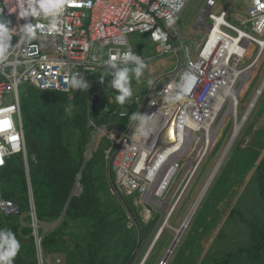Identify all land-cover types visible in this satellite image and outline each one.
<instances>
[{
  "label": "built area",
  "instance_id": "1",
  "mask_svg": "<svg viewBox=\"0 0 264 264\" xmlns=\"http://www.w3.org/2000/svg\"><path fill=\"white\" fill-rule=\"evenodd\" d=\"M190 1L65 0L62 13L56 17L57 31L51 32L48 25L52 18L44 16L38 0H0V17L11 21L10 39L5 41L8 45L6 59L0 60V119L10 118L12 123L10 130L0 133L3 159L0 170L12 156L27 158L20 96L22 86L28 84L42 92L71 94L82 89L73 88L72 79L87 85L89 73L115 69L108 63L113 57L112 62L119 68L138 66L134 61L122 60L126 52L136 55L144 64L146 59L135 52L131 43L132 36L143 35L156 46L159 54H176L179 66L151 82L145 93L136 97L133 113L130 109L117 110L120 118L129 117L125 129L117 123L110 128H96L110 141L105 150V161L113 178L114 192L145 197L150 188L160 183L165 185V191L160 197L153 195V198H162L178 173L182 170L184 174L188 170V163L179 155V150L167 154L174 146L164 143L165 135L173 128L177 136H184L189 124H195L198 126L197 130L193 129L195 138L205 136V126L211 122L214 126V103L219 93L241 92L249 79L246 72L254 70L264 55V0H243L246 3L244 17L229 16L228 8L215 13L217 0H207L197 22L205 35L200 42H190V48H187L177 19ZM30 3H34L40 16L30 14ZM231 17L240 26L233 23ZM37 24L45 27L36 28ZM30 25L34 27V36L27 33ZM154 34L162 38L154 39ZM174 38L179 39V45ZM252 45L257 48L255 55L248 64L240 67L252 56ZM181 50L184 58L180 56ZM193 52L197 53L196 58H193ZM263 92L264 77L248 108L255 97L256 105ZM228 97L220 105L219 117L227 107ZM241 99L239 94L237 106ZM133 116L137 118L133 119ZM12 136L17 139L13 141ZM210 149L203 154L196 171ZM162 154H167L164 160ZM190 170L182 174L177 183L184 187L175 208L194 177L188 179ZM30 196L32 201V191ZM0 212L18 214L19 207L10 201H0ZM30 215L38 229L36 210L31 209ZM37 251L39 264H42V248L37 247Z\"/></svg>",
  "mask_w": 264,
  "mask_h": 264
},
{
  "label": "rangeland",
  "instance_id": "2",
  "mask_svg": "<svg viewBox=\"0 0 264 264\" xmlns=\"http://www.w3.org/2000/svg\"><path fill=\"white\" fill-rule=\"evenodd\" d=\"M229 1L230 0H217V6L213 12L217 13L219 9L223 8ZM206 3L207 0H191L184 13L177 19V26L187 48H190V42H200L205 35V33L201 31H194L193 28L204 12ZM243 7V0H236L233 8L231 6L230 10L234 16L243 17L244 15L240 11L241 8V10L244 11ZM231 20L233 23L240 26L233 17H231ZM208 22L210 23V21ZM0 24H4L7 28H10L11 21L6 20L4 17H0ZM174 40L177 45H179V39L174 38ZM174 40L172 39L173 43H175ZM131 43L135 52L141 54L143 58L146 59V63H144L145 68L142 70L143 72L139 79L136 78L134 72H130L131 97L134 98L139 95L142 96L143 89L146 88L147 85H151V82L176 69L179 66V59L174 53L168 55L159 54L156 51V46L145 37L134 35L131 37ZM256 51V46L252 45L250 47L252 56L246 59L240 67L248 64ZM99 52L101 54L103 53L102 50ZM180 56L184 58L185 54L183 50L180 51ZM192 56L196 58L197 53L193 52ZM136 67L138 66H128L127 68L134 69ZM106 72L107 73L104 75H102L100 71L89 73L88 79L90 81L87 83L88 87L78 92L76 101H65L62 103L60 112L63 114L64 121L67 120V122H70L75 116H78L79 119L85 117L89 126H94L95 123L90 119V110L93 109L92 94L96 92L100 94V97L105 103H109V108L107 109L103 107L102 103L97 105L95 110L98 118L104 114L106 110L108 112L107 117L109 118L113 111L122 107L115 99L116 95H119L118 90L111 87L116 71L106 70ZM263 77L264 55L259 65L256 67L254 75L247 86L245 95L239 102V119L245 114ZM43 93L44 92L28 84L22 86L20 89L22 100L27 97H31V100H33L39 95H45L43 98L45 100L48 94ZM69 96H72V94H69ZM39 107L44 109L42 103L39 104ZM262 115L264 119V92L247 118V122H239L242 125L239 131H241L243 126L245 127L243 133L240 135L239 132L236 136L221 168L218 170L208 190L204 194L197 212L190 224L181 234L171 254H169V250L177 236L176 231H180L183 227L194 204L199 197H201L218 162L223 157L229 142L234 139L233 131L236 129V123L234 124L232 114H230L229 120L224 127H220L217 131L211 127L209 137L205 136L204 138L197 139L195 145L191 146L189 150L184 151L187 152V155L182 156L183 160L187 161L188 170L192 168L190 172H193L203 156L202 152L205 151V141L210 143L209 146H211L213 142L215 143L212 145L209 154L202 160L189 187H187V191H185L186 194L184 193L175 211H172L173 213H168L164 207L166 204L174 207L176 200H178V197L183 191L184 186H177L178 181L182 178V170L178 173L162 198L158 200L159 203H155L152 199L153 196L151 195L150 198L149 194H146L145 197L142 194H135L131 197L132 199H128L113 192L110 183V170L106 162L104 163V159H102V157L99 158L94 164L93 181L96 188V198L100 203V210L106 224L105 230L102 233L103 236L100 240L101 247H99L100 257L104 256L103 258L107 260L104 264H123L124 257L132 247L134 248L129 261L135 253L136 256L131 264H263L253 258L250 252H239L241 246L243 247L248 240L244 228L246 227V231H249L247 227L248 224L242 221L244 220L246 222V220L258 219L259 215L262 213V208L258 206L260 198H258L259 194L256 185L250 183L237 202L239 195L243 191V186L249 182L254 175L255 168L253 169L250 164L256 162L259 156H264V140L262 138L258 139L257 137L253 138L252 136L254 131L253 125L261 119ZM23 118L26 124L27 117L25 110L23 112ZM115 124L116 120H113L103 128H110L115 126ZM93 126H90V128ZM70 127L68 129L72 132L68 134L66 142L69 146L75 148L77 133ZM126 127L127 123L121 125L122 129ZM93 128L87 150V160L90 158L94 159L95 153L100 145L101 148L105 149L110 146L106 138H103L106 137L104 133H98V129ZM42 138L44 139V137L40 136L39 140H37L35 157H37L39 153H43L41 148ZM201 147H203V149H200ZM192 149L196 150H193V152ZM239 151L241 152L240 154ZM258 152L260 153L258 154ZM182 153L183 152L179 153V155ZM28 154L27 150V158ZM28 159L27 161H29ZM239 169H243L244 174L241 175L239 172L236 173ZM27 170L30 172L29 162ZM188 170H186L184 174H186ZM185 178L186 176L184 179ZM4 183L6 182L0 183V187L1 185H5ZM81 191L82 188L80 185L79 194ZM143 200L146 201V204H144ZM235 204L238 206V212L228 218ZM132 209L136 215V219L131 211ZM25 223L32 226V220L31 222L25 220ZM79 224V222H71L68 231L70 233L80 232L81 228ZM166 224L168 225L165 226ZM245 224H247V226ZM37 225L38 229L40 228L43 230V234L55 228V223L46 224L38 221ZM219 233L220 236H218ZM141 235L143 241L139 248ZM71 239L74 240L75 238L73 237ZM18 241L21 247L19 253L14 258L13 264H18L17 262L20 259L26 258L29 260L31 257L23 251L25 249L23 246L27 240L20 239ZM229 252L234 254L235 257L237 256L235 261L228 260V254H231ZM27 260L23 261L28 263ZM66 262L65 254H43L42 264H65Z\"/></svg>",
  "mask_w": 264,
  "mask_h": 264
},
{
  "label": "trees",
  "instance_id": "3",
  "mask_svg": "<svg viewBox=\"0 0 264 264\" xmlns=\"http://www.w3.org/2000/svg\"><path fill=\"white\" fill-rule=\"evenodd\" d=\"M100 72L102 75L107 73L106 71ZM88 81L90 80L88 79ZM81 90L83 88L75 90L71 93L72 96L63 93L44 92L43 94H48L45 100L43 99L45 95H39L33 100L31 97L21 99L22 118L24 110L27 117L26 124L24 118L23 123L29 153L30 172L27 170L22 155L10 157L7 165L0 170V183L6 182L0 187V201H10L19 207L18 214L7 215L0 212V229H10L18 240H27L23 246L25 247L23 251L31 256L29 260L26 258L18 260V264H39L37 259L38 244L34 228L25 223V220L29 222L32 220L31 215H29L31 213L30 191H32L34 198L37 220L46 224L55 223V228L47 233L43 234V230L40 228L37 230L39 238H41L40 246L43 248L42 253L44 255L65 254L67 261L65 264H104L107 261L103 258L104 256L100 257L99 254L100 240L106 224L100 210V203L96 198V188L93 181L94 164L101 157L104 159V163L106 162L105 150L107 148H101L100 145L94 159L90 158L89 160H87V150L93 127V129H97L95 127L103 128L109 122L116 120L121 128L123 123L128 124L129 117L120 118L116 110L108 118L106 110L100 116L101 118H98L96 110L91 109L90 119L95 123L94 126L90 125L93 126L91 128L85 117L79 119L78 116H75L70 122L64 121L63 114L60 112L62 103L65 101L75 102L77 94ZM96 93L100 98L99 103H102L103 107L107 104L109 108V103H105L100 94ZM40 103L44 105V109L39 107ZM121 106L120 110L130 109L133 113L136 103L132 101L130 96ZM69 127L77 133L75 148L66 142L68 134L72 132L68 129ZM40 136L44 137L41 143L43 153H39L35 157V146ZM106 140L110 144L107 138ZM112 179L111 177V182ZM78 183L81 185L82 191L79 195H74ZM250 183H254L257 187L258 198H260L258 206L262 208V213L258 219L246 220L249 230L246 231L248 240L246 246H241L239 252H250L253 258L264 264V158L258 165ZM119 196L132 199L131 197L134 195L121 194ZM66 207V214L58 223ZM131 211L133 212V209ZM237 212L238 206H235L228 218ZM133 215L136 219L134 212ZM71 222L80 223V232L70 233L68 231ZM73 237L74 240L71 239ZM133 248L124 257L123 264L129 263ZM236 258L237 256L235 257L232 253L228 254V260L235 261ZM23 260H27L28 263Z\"/></svg>",
  "mask_w": 264,
  "mask_h": 264
},
{
  "label": "clouds",
  "instance_id": "4",
  "mask_svg": "<svg viewBox=\"0 0 264 264\" xmlns=\"http://www.w3.org/2000/svg\"><path fill=\"white\" fill-rule=\"evenodd\" d=\"M65 0H38V7L43 12L45 17H51L50 23L48 25L49 31H57V20L56 17L62 13L64 8ZM29 7L31 8L32 16H40V11H37L34 3H30ZM29 13H22V15H28ZM36 28L45 27L42 24H37ZM27 33L29 36L35 35V30L33 26L27 27ZM162 37L154 34V39H161ZM166 39V37H164ZM10 39V34L8 28L4 24H0V60L6 59V52L8 45L5 43ZM115 58L113 57L112 60ZM112 60H109L108 63L111 67L116 69L114 74L115 78L111 87L118 90L120 93L116 95V101L123 105L128 97L132 95V89L130 86V72H134L137 79L142 75V70L145 68V65L141 62L140 58L136 55L126 52L122 56V60L125 62L134 61L138 67L134 69H129L127 67L119 68L116 63H113ZM73 88H83L86 89L88 86L86 84H81L75 79L71 80ZM137 117L133 116V119ZM143 120V117H140ZM12 128V123L10 118L0 119V133L8 131ZM7 139V137H6ZM11 139L15 141L16 136H12ZM3 164L2 152H0V165ZM20 242L16 238L15 234L10 229H0V264H13L14 258L20 251Z\"/></svg>",
  "mask_w": 264,
  "mask_h": 264
},
{
  "label": "bare ground",
  "instance_id": "5",
  "mask_svg": "<svg viewBox=\"0 0 264 264\" xmlns=\"http://www.w3.org/2000/svg\"><path fill=\"white\" fill-rule=\"evenodd\" d=\"M255 70H256V68H255L254 70H252L251 72H249V71L246 72V74L249 76V79L246 81V83H245V87H243V89L241 90V92H234V91L227 90V91L224 92V93H219L218 98H217V101L214 103V114H213V117H212L213 120L215 121V122H214V126H211L212 122L209 123V125H206V126H205V131H206L205 136H206V137H209V134L211 133V132H210V130H211L210 128H211V127H212L213 129H215V131H217V129L219 130L220 127H224V126L226 125L227 121L229 120V115H230V114H233L234 117H235L234 124L236 123V129H235L234 132H233V133H234V139L231 140V141L229 142L228 147H227V149H226V151H225V153H224V155H223V158H222L221 162L218 164V166L216 167V169L214 170V173H213V175H212V177H211L210 180H212L213 176H214V175L217 173V171L219 170V168H218L219 165H220V164L222 163V161L225 159L227 153H228L229 150L231 149L232 144L234 143V141H235V139H236V136L239 134V130H240L241 126H242L241 123H239V122H243V121H245V119H246L247 117H249V115L251 114V111L253 110V106H254V103H255L257 97H255L254 101L252 102V106H251L250 108H247V110H246L245 114L243 115L242 119H241V120L238 119V116H239V106H237L238 96H239V94H240V97L242 98V97L245 95V92H246L247 86L249 85V83H250V81H251V79H252V76L254 75ZM226 96H229V97L227 98V102H228V104H227V107L224 109L223 113H222V114L220 115V117H219L220 112H222V111L219 112V110H220V105H221L222 101H224L223 99H224ZM182 102H184V101H182ZM226 111H227V112H226ZM218 117H219V119L217 120ZM216 120H217V121H216ZM247 120H248V119H247ZM246 122H247V121H246ZM189 126H190V127H189L188 130H187V134H185L184 136H182V135L177 136V135L175 134L173 128H171L170 131L168 132V134L165 135V139H166V140H165L164 143L167 144V145L173 144V146H174V149H173V150H169V151L167 152V154H169V153H174V154H175L176 151L179 150L178 153L183 152L182 154H180L181 156H186V155H187V152H184V151L189 150V149L191 148V146L195 145L194 143H197V138H195V136H194L193 129H194V131H195V129L197 130V129H198V126L195 125V124H189ZM185 130H186V127H185ZM173 133H174V135H173ZM180 134H181V133H180ZM205 136H203V137H201V138H204ZM178 137H179V138H178ZM209 144H210L209 142L205 141V151L202 152V155H203L204 153H206V152L212 147V145L215 144V143L213 142L211 146H209ZM196 147H197V145H196ZM196 147H195V148H196ZM161 148H162V146L159 147L157 151H160ZM200 149H203V147H201ZM193 150H196V149H192V151H193ZM193 152H194V151H193ZM200 153H201V152H200ZM200 153H199V154H200ZM167 154H162L161 159L164 160V159L166 158V155H167ZM202 157H203V156H202ZM202 157H201V159H202ZM200 161H201V160H200ZM200 161L198 162V164L200 163ZM198 164L196 165V167H195V169L193 170V172H190V173H189L190 175H189L188 179H189V178H192V177L194 176V173H195V171H196V168L198 167ZM188 171H189V170H188ZM183 175H184V174H183ZM164 176H165V175H164ZM164 176L161 178V181L163 180ZM161 181H160V182H161ZM163 191H165V185H164V184L160 185V183H159V185H158L157 187H155V188H150V189L148 190V194H149V197L151 198V195H152V196H153V195H159V196H160V195L162 194ZM204 192H205V189H204V191H203L201 197H199V199L197 200V202L194 204L191 213H193L194 210L198 207L200 201L202 200V197L204 196ZM151 193H152V194H151ZM156 193H157V194H156ZM152 199H153V201H154L155 203H159L158 200H154V198H152ZM143 201H144V204H146V201H145V200H143ZM164 208H165V210H166L168 213H173V212L175 211V206L173 207V206H170V205H167V204H166V206H165ZM172 211H173V212H172ZM189 219H190V218H189ZM188 223H189V221L187 220V222L185 223V227H183V229L180 230V231L177 230V231H176V234H177V235H178V234L181 235L182 231L187 227ZM167 225H168V224H166L165 226H167ZM176 245H177V244H176ZM170 254H171V252H170Z\"/></svg>",
  "mask_w": 264,
  "mask_h": 264
},
{
  "label": "crops",
  "instance_id": "6",
  "mask_svg": "<svg viewBox=\"0 0 264 264\" xmlns=\"http://www.w3.org/2000/svg\"><path fill=\"white\" fill-rule=\"evenodd\" d=\"M236 2V0H230L228 3H226V5H224L223 6V8H220L219 9V11H221V10H223V9H225V8H228V14H229V16L230 15H232V11L230 10V7L232 6V8H233V5H234V3ZM245 2H246V0H245ZM244 1H243V4H244V7H243V9H244V11H242L241 9H240V11L243 13V15L245 14V8H246V3H245ZM216 8V7H215ZM214 8V9H215ZM203 14V13H202ZM244 17V16H243ZM199 19H200V17H199ZM199 19H198V21H199ZM197 21V22H198ZM193 30L194 31H201L202 33H204V31H203V29H201L199 26H198V23H196V25H195V27L193 28ZM193 31V32H194ZM140 37H145L148 41H150L149 40V38L148 37H146V36H143V35H139ZM204 37V36H203ZM203 37H202V39H203ZM183 39V38H182ZM201 39V40H202ZM151 42V41H150ZM263 57V56H262ZM262 59V58H261ZM261 61V60H260ZM128 67V66H127ZM115 71H116V69H114ZM148 86V85H147ZM144 91H146V88H144L143 89V94L145 93ZM140 96V95H139ZM135 99H136V97H134V98H132V101L135 103ZM259 100V99H258ZM257 103V102H256ZM135 107V109H136V106H134ZM254 108H255V106H254ZM253 108V109H254ZM134 109V110H135ZM253 111V110H252ZM251 111V112H252ZM243 129H245V127L243 126V128L241 129V131H240V135H241V133H243ZM253 134H252V136H253V138H258V139H260V138H262L263 140H264V119H263V115L261 116V119L260 120H258L257 122H255V124L253 125ZM248 133H250V132H248ZM247 133V134H248ZM252 133V132H251ZM245 136H246V133H245ZM251 136V137H252ZM241 152L239 151V154H240ZM260 152H258V154H259ZM257 157H258V155H257ZM223 158V157H222ZM222 158L220 159V161L218 162V164L221 162V160H222ZM263 158H264V156H259L258 157V159H257V161L256 162H254L253 164H250L251 165V167L254 169L255 168V171H256V169H257V167H258V165L261 163V161L263 160ZM224 161V160H223ZM223 161H222V163L219 165V169L221 168V166H222V164H223ZM218 164H217V166H218ZM255 171H254V173H255ZM218 172V171H217ZM239 172V174H244V171H243V169H239V170H237L236 171V173H238ZM250 172V171H249ZM217 174V173H216ZM216 174L213 176V178H212V180H209V182H208V184H207V186L205 187V192H204V194L206 193V191L208 190V188H209V186H210V184L212 183V181H213V179L215 178V176H216ZM211 179V178H210ZM252 180V179H251ZM251 180L249 181V182H247L243 187V191H242V193L239 195V197H238V200H237V202L240 200V198L242 197V195L244 194V192L246 191V189L248 188V185L250 184V182H251ZM202 199H203V197H202ZM202 201V200H201ZM200 201V202H201ZM237 202H236V204H237ZM199 204H201V203H199ZM236 204L234 205V207H233V209L235 208V206H236ZM199 206L200 205H198V207L194 210V212L193 213H190L189 214V216L187 217V219H186V221H185V223L187 222V220L189 221V223H188V225L190 224V222L192 221V219H193V217H194V215H195V213L197 212V209L199 208ZM231 212H232V210H231ZM231 214V213H230ZM190 218V219H189ZM243 223H246L244 220L242 221ZM185 223H184V225H183V227H185ZM187 225V226H188ZM246 226H247V224H245ZM248 227V226H247ZM245 229V234H246V227L244 228ZM39 262V261H38Z\"/></svg>",
  "mask_w": 264,
  "mask_h": 264
},
{
  "label": "water",
  "instance_id": "7",
  "mask_svg": "<svg viewBox=\"0 0 264 264\" xmlns=\"http://www.w3.org/2000/svg\"><path fill=\"white\" fill-rule=\"evenodd\" d=\"M99 102H100L99 95H98L97 93L93 94V109H94V110L97 108V105H98ZM105 107H106V109H107V108H108V105L105 104ZM27 159H28V158L25 157L26 167H27V165H28V161H27ZM79 191H80V184L78 183V184H77V187H76V190H75V192H74V195H79ZM32 198H33V194H32ZM33 199H34V198H33ZM33 199H32V201H31V209H32V210L35 209V204H34V200H33ZM66 211H67V207L65 208L64 213H63V215H62V217H61V219H60L59 222H61L62 219L64 218V215L66 214ZM32 227L34 228V234H35V236H36L37 244H38V248H39V247H41V246H40L41 242H40V239L38 238V231H37L38 229L36 228L37 226L34 225L33 223H32ZM182 229H183V227H182L180 230H182ZM184 230H185V229H184ZM184 230H183V231H184ZM183 231H182V233H183ZM182 233H181V234H182ZM180 236H181V235H179V234L176 236V238H175V240H174V242H173V244H172V247H170L169 254H170V252L173 251V249H174V247L176 246V244H177V242H178ZM142 241H143V238L140 237L139 248H140V246H141V244H142ZM135 256H136V253L133 255V257L131 258V260L129 261L128 264H131V263L133 262Z\"/></svg>",
  "mask_w": 264,
  "mask_h": 264
},
{
  "label": "snow or ice",
  "instance_id": "8",
  "mask_svg": "<svg viewBox=\"0 0 264 264\" xmlns=\"http://www.w3.org/2000/svg\"><path fill=\"white\" fill-rule=\"evenodd\" d=\"M173 135H174V133H173Z\"/></svg>",
  "mask_w": 264,
  "mask_h": 264
}]
</instances>
